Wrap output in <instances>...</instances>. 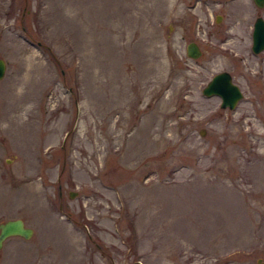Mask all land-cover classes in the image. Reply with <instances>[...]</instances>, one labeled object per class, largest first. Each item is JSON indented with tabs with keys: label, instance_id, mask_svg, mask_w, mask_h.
<instances>
[{
	"label": "rangeland",
	"instance_id": "374dc122",
	"mask_svg": "<svg viewBox=\"0 0 264 264\" xmlns=\"http://www.w3.org/2000/svg\"><path fill=\"white\" fill-rule=\"evenodd\" d=\"M257 15L253 0H0V222L33 228L0 264L264 260ZM221 70L243 93L231 109L201 92Z\"/></svg>",
	"mask_w": 264,
	"mask_h": 264
},
{
	"label": "water",
	"instance_id": "95a60500",
	"mask_svg": "<svg viewBox=\"0 0 264 264\" xmlns=\"http://www.w3.org/2000/svg\"><path fill=\"white\" fill-rule=\"evenodd\" d=\"M256 6L263 7L264 0H253ZM220 15H216V21H219ZM251 50L258 53L264 50V18L257 15L253 21L251 32ZM186 55L191 58H197L202 54L200 45L195 40H190L186 44ZM6 71V61L0 57V79L3 78ZM202 94L218 95L220 97L219 106L222 108H234L237 102L242 98L243 93L240 86L233 81L232 74L228 70H221L212 75L207 83L201 89ZM204 133V129H200ZM72 194V193H71ZM33 233V228L27 226L20 217L9 218L0 222V248L4 240L12 235H19L29 238ZM258 264H264V260L257 259Z\"/></svg>",
	"mask_w": 264,
	"mask_h": 264
}]
</instances>
